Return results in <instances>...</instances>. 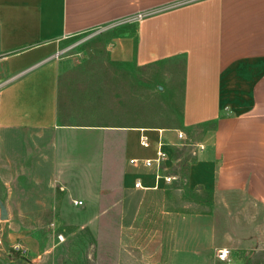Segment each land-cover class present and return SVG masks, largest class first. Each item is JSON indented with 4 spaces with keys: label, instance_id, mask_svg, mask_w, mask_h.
I'll return each instance as SVG.
<instances>
[{
    "label": "crops",
    "instance_id": "obj_1",
    "mask_svg": "<svg viewBox=\"0 0 264 264\" xmlns=\"http://www.w3.org/2000/svg\"><path fill=\"white\" fill-rule=\"evenodd\" d=\"M138 12L149 14L131 22ZM124 22L135 24L137 41L129 34L112 37L107 43L112 61L146 66L183 60L182 127L199 135L196 141L199 153L189 165L190 187L214 191L220 196L230 194L231 200H219L225 206L231 204L234 208L238 204L263 209L264 0H0V144L7 133L14 131L41 134L51 130L66 137L72 131L83 134L98 131L105 140L99 147L104 162L105 131L93 126H66L57 121L60 63L54 56L64 38ZM141 130L152 141L148 147L139 143ZM178 130V127L126 128L123 150L127 162L131 164L129 160L134 157H154L160 133L171 159L180 141ZM2 150L0 162L5 158ZM67 152L56 151L55 158L62 164L61 178L69 181L63 183L70 190L74 170L66 164ZM34 154L42 157L41 151H33ZM15 157V152L7 153L8 173L16 171ZM131 167L129 175L131 182L134 180L131 188L125 184L129 199L125 200L122 216L127 227H134L135 221L149 216L135 212L133 198L135 192L142 190L134 187L136 179L154 184L150 171L143 166L131 164ZM4 185L10 190V198L13 188L10 183H0V188ZM102 187L101 181L91 188V199L99 207L101 200L97 196ZM63 195L68 198V206L71 200L87 203L70 191ZM8 197L0 192V215L5 206L11 219ZM89 211L82 216L83 220L90 222L101 215L100 209L92 215ZM252 211L240 207L231 212V227L220 237L217 249L230 248V262L219 260L218 250L208 262L204 250L208 232L211 230L215 236L220 229L213 214L199 216L201 222L196 233L203 248L191 263L264 264L259 256L264 231L256 208L255 213ZM209 218L215 222V231L208 228ZM175 229L164 241L157 239V244L162 241L163 247L173 248L177 240ZM6 230L9 233L4 240L0 234V264H70L52 260V249H42L32 234L16 242L15 232Z\"/></svg>",
    "mask_w": 264,
    "mask_h": 264
},
{
    "label": "rangeland",
    "instance_id": "obj_2",
    "mask_svg": "<svg viewBox=\"0 0 264 264\" xmlns=\"http://www.w3.org/2000/svg\"><path fill=\"white\" fill-rule=\"evenodd\" d=\"M126 25L129 24L117 23L100 31L64 38L54 56L60 63L58 123L93 126L105 131L107 157L103 162L99 147L105 140L98 131L89 134L72 131L67 137L51 130L41 134L7 133L0 144L5 154L4 161L0 162V183H10L13 189L10 198L6 185L0 192L8 197L12 217L3 219L0 215L1 237L4 240L8 235L6 228L15 232L16 242L32 234L42 249H52V260L70 264H192L193 256L203 248L198 243L196 230L201 220L197 218L213 214L220 231L215 236L211 230L208 232L204 250L210 262L218 250L220 237L231 227V212L246 207L247 211L254 208L255 213L256 208L264 231V208L225 206L219 200H231L230 194L220 196L214 191L190 187L189 165L198 156L199 135L182 127L183 60H165L146 66L113 62L107 43ZM130 127H178L187 133V138L180 139L176 145L171 159L164 163L167 172L179 178L158 190L135 192V212L149 216L135 221L134 227H127L122 221L123 205L129 199L125 184L130 187L134 180L131 182L129 174L133 168L123 150L126 128ZM67 150L66 164L74 170L70 190L63 183L69 181L61 178L62 164L55 158L56 151L62 154ZM33 151H41L42 157L33 156ZM8 152L16 153L14 174L7 172ZM101 181L103 187L97 196L101 200L99 207L91 199V188ZM69 191L87 203L76 205L71 200L68 206L63 192ZM99 209V218L90 222L83 220L88 210L92 215ZM143 217L146 219L142 220ZM214 223L209 218L207 225L215 231ZM174 229L175 246L163 247L162 241ZM194 238L195 243L190 242ZM259 256L264 260V243Z\"/></svg>",
    "mask_w": 264,
    "mask_h": 264
},
{
    "label": "built area",
    "instance_id": "obj_3",
    "mask_svg": "<svg viewBox=\"0 0 264 264\" xmlns=\"http://www.w3.org/2000/svg\"><path fill=\"white\" fill-rule=\"evenodd\" d=\"M148 12H138L133 18L131 19V22H138L141 19H143ZM58 53V51L56 52ZM143 130H141V133L139 135V143L140 145L144 147L150 146L152 143L150 137L142 133ZM161 132V131H160ZM178 137L179 139H186L187 134L179 129L178 130ZM169 150L165 147V141L163 140V137L160 133V138L157 141V147H156V155L152 158H131L129 161L130 163L135 167L143 166L146 170L150 171L152 176L154 177V184L148 185L146 184L141 178L136 179L134 183V187L137 189L142 190H148L153 188H159L160 186H166L173 182H175L179 176L176 174H172L167 172V167L164 165V163L169 159ZM82 200H75V204H82ZM2 242V239H0V243ZM217 258L223 262H230L231 260V249L228 247H222L219 248L217 251Z\"/></svg>",
    "mask_w": 264,
    "mask_h": 264
},
{
    "label": "trees",
    "instance_id": "obj_4",
    "mask_svg": "<svg viewBox=\"0 0 264 264\" xmlns=\"http://www.w3.org/2000/svg\"><path fill=\"white\" fill-rule=\"evenodd\" d=\"M125 34H129V35H133L137 41V27L136 26H132L129 24V25H126V26H123L117 34H115L114 36H123ZM113 36V37H114ZM115 63H119V64H123V65H132V63L130 62H117V61H113ZM187 159H190L189 157Z\"/></svg>",
    "mask_w": 264,
    "mask_h": 264
},
{
    "label": "water",
    "instance_id": "obj_5",
    "mask_svg": "<svg viewBox=\"0 0 264 264\" xmlns=\"http://www.w3.org/2000/svg\"><path fill=\"white\" fill-rule=\"evenodd\" d=\"M1 216H2L3 219H7L9 217L8 211L5 208V206H2Z\"/></svg>",
    "mask_w": 264,
    "mask_h": 264
}]
</instances>
